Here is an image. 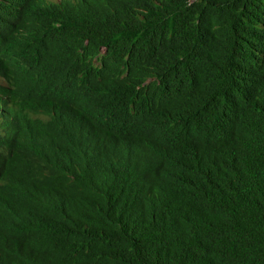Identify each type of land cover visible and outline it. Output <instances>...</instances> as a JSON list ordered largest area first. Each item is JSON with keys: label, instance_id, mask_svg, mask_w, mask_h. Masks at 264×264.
<instances>
[{"label": "trees", "instance_id": "obj_1", "mask_svg": "<svg viewBox=\"0 0 264 264\" xmlns=\"http://www.w3.org/2000/svg\"><path fill=\"white\" fill-rule=\"evenodd\" d=\"M0 264H264V0H0Z\"/></svg>", "mask_w": 264, "mask_h": 264}]
</instances>
